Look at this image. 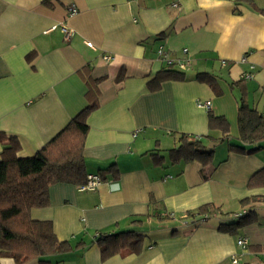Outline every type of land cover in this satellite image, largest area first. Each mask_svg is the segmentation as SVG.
I'll list each match as a JSON object with an SVG mask.
<instances>
[{
    "label": "crops",
    "instance_id": "0c3cea01",
    "mask_svg": "<svg viewBox=\"0 0 264 264\" xmlns=\"http://www.w3.org/2000/svg\"><path fill=\"white\" fill-rule=\"evenodd\" d=\"M71 7L77 13L69 17ZM62 23L73 31L68 39ZM159 46L191 65L174 67L184 81L152 92L147 83L166 68ZM197 73L213 75L221 94L197 82ZM248 74L246 103L262 113L264 0H0V133L18 141L17 157L34 156L60 133L93 101L87 79L92 87L101 80L97 108L86 119L83 158L87 175L111 166L113 173L93 191L52 185L48 206L30 211L71 247L46 264H229L231 258L264 264V203L254 207L257 222L237 235L217 230L244 212L241 200L264 197V188H247L264 167V143L247 153L238 142L241 90L230 87ZM206 102L209 108L198 105ZM208 111L228 122L223 142L219 131L208 130ZM181 134L213 152L210 171L172 159ZM228 145L245 152H228ZM206 204L221 213L199 215ZM124 231L144 236L143 251L102 261L95 234ZM240 238L244 248L236 244Z\"/></svg>",
    "mask_w": 264,
    "mask_h": 264
},
{
    "label": "trees",
    "instance_id": "16d2710c",
    "mask_svg": "<svg viewBox=\"0 0 264 264\" xmlns=\"http://www.w3.org/2000/svg\"><path fill=\"white\" fill-rule=\"evenodd\" d=\"M236 1L250 3L251 0ZM122 78L123 70L119 72L117 82H120ZM194 79L208 85L216 96L221 94L213 75L197 73ZM184 80L185 74L182 71L175 70L174 66H168L156 73L147 83V88L153 92L159 90L164 82ZM100 81H93L92 87L89 78L87 79V95L93 97V101L88 103L34 156L17 157L16 154L20 148L18 141L0 133L2 146L0 153V259L10 258L14 264H26L33 260L46 264L45 258L71 251L67 242L57 240L50 222L32 220L30 211L48 206L50 186L68 184L80 187L86 183L87 174L83 158L85 137L89 130L86 119L97 108L96 86ZM244 83L245 79H241L230 85L231 88L238 87L241 90L237 114V140L243 146H257L264 143V111L261 113L248 107ZM207 125L209 131L217 130L221 133L222 137L218 141L223 142L228 138L229 125L224 117L215 116L208 111ZM178 142V147L170 151L172 159L198 162L202 168L211 170L209 167L212 165L214 154L212 151H206L197 138L181 134ZM259 149L257 146L248 150L247 153L256 152ZM228 152L243 153L245 150L243 147L228 145ZM112 168L113 166L98 173L102 181L105 173H113ZM208 176L209 172L203 173L202 178L206 179ZM247 188H264V167L250 176ZM257 203H264V197H249L241 200L240 206L245 208L244 212L235 215L229 223H220L217 230L235 236L244 227L256 223L258 219L254 207ZM217 213H221L220 209L213 204L203 205L198 210L199 215ZM93 244L99 248L101 260L105 261L115 255L126 257L140 254L144 249V236L134 231L96 233ZM248 250L259 249L249 247ZM229 264H232L231 261Z\"/></svg>",
    "mask_w": 264,
    "mask_h": 264
},
{
    "label": "built area",
    "instance_id": "2783aa9c",
    "mask_svg": "<svg viewBox=\"0 0 264 264\" xmlns=\"http://www.w3.org/2000/svg\"><path fill=\"white\" fill-rule=\"evenodd\" d=\"M77 13V10L74 7H71L68 9L67 14L69 17L74 16ZM60 30L62 31V33L65 35V38L68 39L69 37H71L73 35V31L65 24L62 23L59 25ZM186 50L183 49L182 53L186 54ZM157 57L163 62L165 63L166 67L168 66H174L177 67L179 70H183L187 67H189L191 65V62L188 59L185 60H175L172 59L169 55V53L162 47L159 46L157 51H156ZM105 61H108L110 59V57H104L103 58ZM223 64V63H222ZM251 75H245V77L243 79H248L250 78ZM198 105H202L206 108H209V102L206 103H198ZM136 133H134L135 136ZM102 180L100 178V176L98 174H94V175H87L86 176V183L83 186H80V190L81 191H93L95 190L100 184H101ZM206 217H203L202 220H205ZM237 246L244 248L246 245V240L243 238H240L237 240L236 242ZM232 264H236L237 261L235 258H231L230 259Z\"/></svg>",
    "mask_w": 264,
    "mask_h": 264
},
{
    "label": "rangeland",
    "instance_id": "374dc122",
    "mask_svg": "<svg viewBox=\"0 0 264 264\" xmlns=\"http://www.w3.org/2000/svg\"><path fill=\"white\" fill-rule=\"evenodd\" d=\"M216 146H218V145H216ZM248 148V150H251V149H253L254 147H257V146H251V145H248L247 146ZM262 147H264V144L262 145ZM217 149H219V147L217 148ZM259 152V150L258 151H256V152H253V153H258ZM264 206V205H263Z\"/></svg>",
    "mask_w": 264,
    "mask_h": 264
}]
</instances>
